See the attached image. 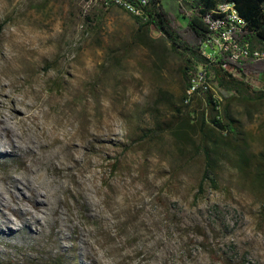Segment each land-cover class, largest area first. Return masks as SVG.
I'll return each mask as SVG.
<instances>
[{"label":"rangeland","instance_id":"obj_1","mask_svg":"<svg viewBox=\"0 0 264 264\" xmlns=\"http://www.w3.org/2000/svg\"><path fill=\"white\" fill-rule=\"evenodd\" d=\"M163 4L181 18L178 2ZM138 30L100 2L0 0V112L21 147L0 148V264H264L263 76L245 80L249 92L214 85L240 136L210 130L223 145L218 188L199 194L197 112L217 113L203 95L183 103V62ZM183 118L190 144L164 132ZM15 179L34 187L32 203L45 193L40 225L11 196Z\"/></svg>","mask_w":264,"mask_h":264},{"label":"trees","instance_id":"obj_2","mask_svg":"<svg viewBox=\"0 0 264 264\" xmlns=\"http://www.w3.org/2000/svg\"><path fill=\"white\" fill-rule=\"evenodd\" d=\"M124 1L141 10V16H136L121 5L111 4L109 7H120L133 16L139 26L138 37L151 31L161 34L171 45L173 54L183 62L182 79L185 86L183 103L190 105L192 100L203 95L207 106L217 113L214 117H207L205 111L197 112L196 119L201 135L198 150L204 156L205 162L199 194L204 193L206 186L217 190L218 160L214 153H217V149H222L223 145L210 133V130L221 137L227 134L234 140L239 138L240 133L236 126L237 122L228 110L221 115L222 104L214 97L213 88L238 93L249 92L250 87L245 80L251 74H259L264 78V61L249 59L237 63L226 56L217 59L204 56L201 45L210 35L204 18L212 11H216L220 4H234L247 23L240 39L242 42L264 49V0H172L179 3L181 18L165 9L163 4L165 0H145L146 4L141 3V0ZM182 20H185V23ZM192 88L195 90L192 94H188ZM258 99L264 100V91L258 93ZM186 124L183 118L181 124H172L164 132L169 130L179 141L190 144V138L182 130L187 126ZM226 146H229V143ZM254 173L258 181H264V153L260 155ZM262 212L264 216V207Z\"/></svg>","mask_w":264,"mask_h":264},{"label":"built area","instance_id":"obj_3","mask_svg":"<svg viewBox=\"0 0 264 264\" xmlns=\"http://www.w3.org/2000/svg\"><path fill=\"white\" fill-rule=\"evenodd\" d=\"M102 3L105 7L111 4L121 5L129 11L136 12V16H141V10L135 8L124 0H89ZM88 1V2H89ZM141 3L146 4L145 0ZM204 21L209 29V38L201 45V51L204 56L209 59H217L218 57H228L233 62H241L244 60L264 61V49L254 47L251 43L242 42L241 35L247 27V24H241L240 20L235 19V15L225 7V3L218 6V11H212ZM229 29H237L236 37H229ZM195 88L188 91L192 94Z\"/></svg>","mask_w":264,"mask_h":264},{"label":"bare ground","instance_id":"obj_4","mask_svg":"<svg viewBox=\"0 0 264 264\" xmlns=\"http://www.w3.org/2000/svg\"><path fill=\"white\" fill-rule=\"evenodd\" d=\"M225 7H227L229 10H230V12H231V14H233V15H235V19L236 20H240V23L241 24H247L246 23V21L240 16V14H239V12H238V10L235 8V5L234 4H225ZM216 11H218V9L216 10ZM133 14H136V12H134V11H131ZM237 36V29H229V37H236ZM8 97V96H7ZM15 108V112H18L19 113V111L21 112L22 111V109L20 108V103L18 104V106L17 107H14ZM17 117V116H16ZM0 129H2L4 132H5V134L7 135V137L9 138V140H5V139H3V138H0V148L2 149V148H5V147H7V146H9V147H11L12 149H11V153H14L15 154V152L17 151L18 152V150H21V147H20V145H19V143L17 144V142L16 141H14L13 140V127L10 125V119L8 118H6V117H4V116H2V113L0 112ZM14 119V118H13ZM21 121L22 122H24V119H21ZM36 129H38V131H39V126L36 124ZM35 131V130H34ZM37 131V130H36ZM39 133V132H38ZM5 134H4V136H5ZM35 135V137L37 136L36 134H34ZM41 135V134H40ZM2 137V136H1ZM17 137V136H16ZM21 138V137H20ZM40 138H38L37 140H39ZM40 141V140H39ZM47 142H49V140L47 141ZM47 142H43V144H41L40 145V147L39 148H44L45 146H46V143ZM19 145V146H18ZM31 147V146H30ZM28 148V153L27 154H31V153H34L35 152V150H33L32 149V147L31 148ZM7 150V149H6ZM0 154H1V152H0ZM29 170V172L30 173H33L34 171L32 170V169H28ZM33 179V178H32ZM31 180V179H30ZM30 182V181H29ZM33 183V182H32ZM13 184L15 185L14 187H15V189H17V192H12L11 191V196L17 201V202H23V201H27L28 203H30V205H32L33 206V210H34V213H35V215H33L32 216V219H34L35 221L33 222V223H37L38 225H40L39 224V216L40 215H42V209H41V205L42 204H44V202H42L43 200H42V197H44L45 198V196H44V192H42L41 190H34V192H35V196H34V201H33V203H32V200H31V197L30 196H28V195H26V194H24V189H28V191H33V189H34V187L32 188L31 187V184L29 183V184H24V182H22L21 180H19V179H15L14 180V182H13ZM22 185V188H21V186L20 185ZM36 185V184H35ZM8 190V189H7ZM6 190V191H7ZM46 200V199H45ZM16 202V203H17ZM42 203V204H41ZM18 204V203H17ZM25 204V203H24ZM3 205H5V204H3L2 203V200H0V206H3ZM19 205V204H18ZM25 206H27V205H25ZM43 206V205H42ZM47 208V207H46ZM45 208V209H46ZM19 209V208H18ZM15 210V209H14ZM1 211V210H0ZM30 211H31V209H30ZM21 212V211H20ZM45 212V211H44ZM22 213V212H21ZM20 213V214H21ZM28 214H30V212L28 213ZM27 214V215H28ZM27 215L26 214H21V216L18 218V221L17 222H19V221H23V220H25L26 221V226H28V225H32V221H31V219H28L27 218ZM2 219H1V223H2V225H4V226H7V224L8 223H11V218L9 217V216H7L6 215V213H3L2 212ZM8 228V227H7Z\"/></svg>","mask_w":264,"mask_h":264}]
</instances>
